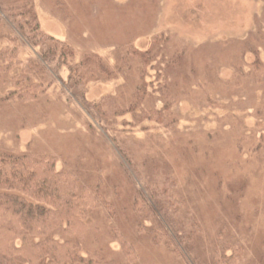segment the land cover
<instances>
[{"label": "rangeland", "instance_id": "374dc122", "mask_svg": "<svg viewBox=\"0 0 264 264\" xmlns=\"http://www.w3.org/2000/svg\"><path fill=\"white\" fill-rule=\"evenodd\" d=\"M33 3L41 31L72 49L68 63L93 52L115 72L71 85L61 68L33 104L2 100L12 85L0 83L1 151L54 156L56 170L106 186L116 213L89 221L84 253L122 260L117 229L140 262L195 264L185 245L174 260L147 238L169 219L210 238L225 224L243 246L233 264H264V73L251 72L264 62V0ZM36 54L22 42V60ZM81 98H104L113 127ZM166 104L172 122L162 125ZM150 109L159 116L143 119Z\"/></svg>", "mask_w": 264, "mask_h": 264}, {"label": "trees", "instance_id": "16d2710c", "mask_svg": "<svg viewBox=\"0 0 264 264\" xmlns=\"http://www.w3.org/2000/svg\"><path fill=\"white\" fill-rule=\"evenodd\" d=\"M22 42L36 50L35 57L20 58ZM0 44V83L9 81L12 85L3 91L4 101L35 103L40 90L50 84L51 75H58L61 68H66L71 85L115 76L97 53H85L74 64L68 63L72 49L41 31L33 0H0ZM134 54L147 65L146 53ZM252 67L256 76L264 73V62L259 59ZM235 79L234 74L233 84L238 82ZM103 100L80 99L87 111L113 127ZM163 108L160 123L167 125L172 122L170 107L166 104ZM158 114L150 109L142 118L151 120ZM258 144H264V136ZM54 165V156L0 150V264H145L139 261L135 246L117 229L111 233L122 260L107 259L98 251L84 253L89 221L100 217L108 222L116 211L101 178L87 183L77 171H58ZM160 221L157 230L147 227L145 234L155 248L174 260L185 259L180 248L184 245L192 252L195 264H233L243 251L239 233L228 232L225 224L210 238L209 232L191 226L187 232L182 220L176 228L169 219L166 225Z\"/></svg>", "mask_w": 264, "mask_h": 264}]
</instances>
